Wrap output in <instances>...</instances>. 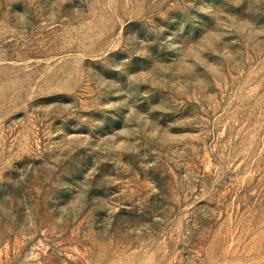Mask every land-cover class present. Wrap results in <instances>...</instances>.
<instances>
[{
    "label": "rangeland",
    "instance_id": "rangeland-1",
    "mask_svg": "<svg viewBox=\"0 0 264 264\" xmlns=\"http://www.w3.org/2000/svg\"><path fill=\"white\" fill-rule=\"evenodd\" d=\"M0 264H264V0H0Z\"/></svg>",
    "mask_w": 264,
    "mask_h": 264
}]
</instances>
